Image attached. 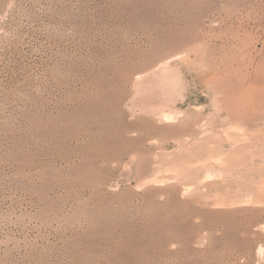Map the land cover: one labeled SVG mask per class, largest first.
<instances>
[{"label":"rangeland","instance_id":"1","mask_svg":"<svg viewBox=\"0 0 264 264\" xmlns=\"http://www.w3.org/2000/svg\"><path fill=\"white\" fill-rule=\"evenodd\" d=\"M0 264H264V0H0Z\"/></svg>","mask_w":264,"mask_h":264},{"label":"bare ground","instance_id":"2","mask_svg":"<svg viewBox=\"0 0 264 264\" xmlns=\"http://www.w3.org/2000/svg\"><path fill=\"white\" fill-rule=\"evenodd\" d=\"M165 117H167V118H168V117H171V116H170L169 114H165Z\"/></svg>","mask_w":264,"mask_h":264}]
</instances>
